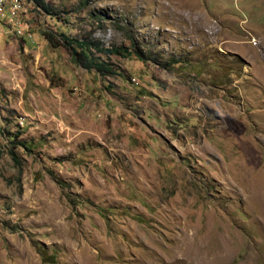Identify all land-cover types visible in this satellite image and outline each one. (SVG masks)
I'll return each instance as SVG.
<instances>
[{
    "label": "rangeland",
    "instance_id": "374dc122",
    "mask_svg": "<svg viewBox=\"0 0 264 264\" xmlns=\"http://www.w3.org/2000/svg\"><path fill=\"white\" fill-rule=\"evenodd\" d=\"M19 5L27 40L0 20V264H264V0Z\"/></svg>",
    "mask_w": 264,
    "mask_h": 264
},
{
    "label": "built area",
    "instance_id": "2783aa9c",
    "mask_svg": "<svg viewBox=\"0 0 264 264\" xmlns=\"http://www.w3.org/2000/svg\"><path fill=\"white\" fill-rule=\"evenodd\" d=\"M7 5H14V12H7ZM21 9L19 0H0V20L5 21L18 36L27 40L26 36L30 37L29 23L21 17Z\"/></svg>",
    "mask_w": 264,
    "mask_h": 264
},
{
    "label": "trees",
    "instance_id": "16d2710c",
    "mask_svg": "<svg viewBox=\"0 0 264 264\" xmlns=\"http://www.w3.org/2000/svg\"><path fill=\"white\" fill-rule=\"evenodd\" d=\"M12 6H7V12H10V8ZM47 35V34H45ZM47 39L48 41H50L51 44L55 45L56 47H59L60 44L55 42V40L52 39L51 35H48L47 36ZM73 42L75 41H72V40H69L68 41V45L70 47H72V44ZM78 46H80L82 48V51L81 52H78L76 49H73V57L75 58V61H77L78 63H80L81 65H83L85 67L86 66H89L90 64L87 63V61L90 62V58L89 56L86 54V49L89 47V45L85 42H78L76 41ZM100 51L104 52V53H119L118 50L116 49H100ZM92 61V60H91ZM86 62V63H85ZM93 63V62H92ZM93 65L98 69V71L100 72H108V70L105 69V65L104 64H98V63H93ZM12 155L14 157V159L17 161V156L16 154H14L12 152Z\"/></svg>",
    "mask_w": 264,
    "mask_h": 264
}]
</instances>
